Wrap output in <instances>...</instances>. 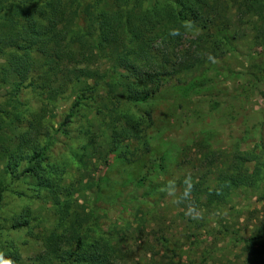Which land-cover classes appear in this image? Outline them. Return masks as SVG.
Returning a JSON list of instances; mask_svg holds the SVG:
<instances>
[{"label":"trees","instance_id":"obj_1","mask_svg":"<svg viewBox=\"0 0 264 264\" xmlns=\"http://www.w3.org/2000/svg\"><path fill=\"white\" fill-rule=\"evenodd\" d=\"M248 36L261 41L264 59V0H0V212L12 186L29 177L36 181L32 190L46 193L56 209L46 237L54 248L33 264H264L263 141L225 154L213 150L215 136L211 141L207 130L197 143L208 149L200 163L216 176L208 180L203 172L187 198L179 195L182 229L155 230L149 260L136 262L125 245L132 228L146 233L143 216H134L136 227L106 224L116 206L131 214L165 199L170 170L180 166L172 152L154 147L152 109L164 90L176 81L180 96L192 100L213 91L224 73L243 79L246 73L219 69L213 56L239 53ZM63 104L69 109L60 116ZM61 138L81 144L76 164L50 163ZM89 162L103 163L107 172L139 169L111 195L107 172L86 177ZM72 164L78 189L65 179ZM184 180L179 187L187 188ZM253 198L262 208L251 211L255 223L247 231L237 206ZM41 223L26 209L11 229ZM195 250L200 259L191 260ZM225 252L232 258L219 254ZM0 253L23 264L15 247L0 245Z\"/></svg>","mask_w":264,"mask_h":264},{"label":"rangeland","instance_id":"obj_2","mask_svg":"<svg viewBox=\"0 0 264 264\" xmlns=\"http://www.w3.org/2000/svg\"><path fill=\"white\" fill-rule=\"evenodd\" d=\"M260 42V40L248 36L240 41L239 53L222 55L218 52L216 56H213V63L219 69L246 73L243 79H226L227 74L224 73L223 78H215L217 86L213 91L203 92L192 100L181 97L175 89L176 81H173L155 102L152 113L158 139L154 141V147L157 148L159 154L166 151L172 152L173 157L180 163L178 168L174 166L170 170L169 181L175 185V190L165 191V199L158 201L157 205L146 202L142 206H136L131 214L123 212L119 206H116L110 210L109 222L106 221L107 225L114 223L123 228L127 221L132 223L133 227L138 225L139 221H136L135 215L145 218L146 233H134V228H132L131 233L125 238L126 248L131 250V258L136 262H145L149 260L148 257H151L149 245L153 240L152 233L155 230L170 228L174 233H178L182 229L183 221L180 213L183 209L178 202V197L186 191V188L178 186L179 180L190 176L192 183H198L202 181L203 172L209 174L208 180L216 176L214 171H208L207 163H200V160L208 153V149L198 146L197 143L205 137L207 130L212 133L208 134L211 141L215 136L213 150H220L225 154L227 152L230 154L237 148L242 151L253 150L261 141L264 142V81L262 80L264 59L261 56ZM0 62L3 63L4 60ZM254 72L259 75V77L257 76L258 80L252 77ZM197 74L200 73L197 72ZM4 92L0 90V96L5 95ZM33 97L29 93L25 99L31 101ZM216 102H219L221 106L219 110L212 111V106ZM1 103L3 100H0ZM68 109L69 105L63 104L59 115L61 116ZM238 140L240 145L237 143ZM80 145L73 139L61 138V143L50 153V163L61 164V166L70 162L74 163L73 154L78 151ZM74 164L68 166L69 172L65 179L78 189L81 188L79 186L81 178L75 168L77 165ZM87 165L86 177L90 173L98 179L107 172L106 168L102 167L103 163L89 162ZM136 169L139 167L135 164L128 166L127 169L121 167L120 173H117V168L108 169L107 175L113 182L111 195L118 193L122 187V180ZM213 173L215 176L212 177ZM35 182V179L29 177L13 185L6 194L4 207L0 212L2 227L0 245L19 249L23 264H33V259L39 258L45 251H51L54 248L53 245L46 242V237L49 235L47 231H53L56 223V209L46 193L37 195L32 190ZM130 191L128 190L126 193ZM244 200L238 204L237 209L242 210L241 223L249 231L255 223V217L251 216V211L255 208L260 210L262 203L258 204L256 198ZM26 209H31L38 215L42 219V223L40 226H34L31 230L29 228L12 230V218ZM221 247L227 250L225 244ZM200 253L195 250L189 252L187 257L191 260L200 259ZM219 254L225 259L232 258L228 252H225L224 255ZM222 259L225 261L224 258Z\"/></svg>","mask_w":264,"mask_h":264},{"label":"clouds","instance_id":"obj_3","mask_svg":"<svg viewBox=\"0 0 264 264\" xmlns=\"http://www.w3.org/2000/svg\"><path fill=\"white\" fill-rule=\"evenodd\" d=\"M184 184L187 185V188L185 191V198H187L190 194L192 187H193L190 176L185 178ZM168 187H169L170 192L175 190V185L173 183H170ZM2 255L3 254L0 253V264H13V262L11 260H7V261L3 260Z\"/></svg>","mask_w":264,"mask_h":264}]
</instances>
